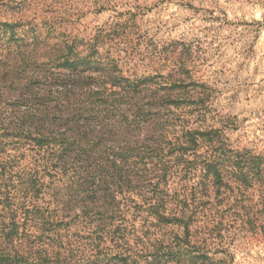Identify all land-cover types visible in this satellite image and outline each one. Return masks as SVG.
Wrapping results in <instances>:
<instances>
[{
    "label": "rangeland",
    "instance_id": "obj_1",
    "mask_svg": "<svg viewBox=\"0 0 264 264\" xmlns=\"http://www.w3.org/2000/svg\"><path fill=\"white\" fill-rule=\"evenodd\" d=\"M184 68L206 126L264 154V0H0V264H98L103 240L145 264L173 241L157 209L187 195V163L144 152ZM222 235L214 261L264 264L263 236Z\"/></svg>",
    "mask_w": 264,
    "mask_h": 264
},
{
    "label": "trees",
    "instance_id": "obj_2",
    "mask_svg": "<svg viewBox=\"0 0 264 264\" xmlns=\"http://www.w3.org/2000/svg\"><path fill=\"white\" fill-rule=\"evenodd\" d=\"M184 70L167 84L166 96H155L167 114L155 115L157 146L144 154L164 162L169 156L186 162L188 192L176 208L157 209L165 221L174 222L178 234L173 241L150 245L151 260L145 264H228L210 256L216 254L209 250L214 240L224 233L264 237V154L233 146L227 128L206 126L205 121L212 120L211 91ZM103 241L98 264H111L115 259L105 252L109 248ZM40 256L18 255L15 263L58 264ZM133 264H140L137 258Z\"/></svg>",
    "mask_w": 264,
    "mask_h": 264
}]
</instances>
